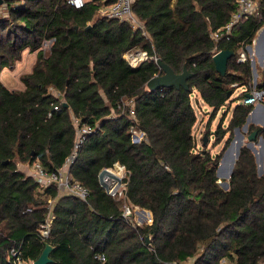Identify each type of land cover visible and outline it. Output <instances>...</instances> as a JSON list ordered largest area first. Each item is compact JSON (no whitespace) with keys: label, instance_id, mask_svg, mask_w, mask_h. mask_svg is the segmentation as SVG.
I'll return each instance as SVG.
<instances>
[{"label":"trees","instance_id":"trees-1","mask_svg":"<svg viewBox=\"0 0 264 264\" xmlns=\"http://www.w3.org/2000/svg\"><path fill=\"white\" fill-rule=\"evenodd\" d=\"M112 1L84 0L79 8L66 0L0 4L7 12L0 15V72L24 49L35 52L31 70L19 76L22 88L10 89L0 79V264H11L14 244L33 261L45 242L53 247L48 264L264 261V159L259 175L251 151L240 147L224 188L216 174L218 154L196 150L191 101L195 90L216 112L235 87L230 83L242 88L241 97L252 89L248 59L236 56L264 25V0H258L259 15L238 22L230 39L217 43L234 51L224 75L215 69L209 32L229 19L237 0H133L136 25L99 11ZM46 39L52 43L44 49ZM134 51L147 55L137 66L123 56ZM156 57L176 73L185 65L192 73L188 88L150 90L147 80L162 73ZM254 87L263 89L264 79ZM253 106L236 104L226 128L218 123L217 139L241 127ZM133 120L144 133L138 142L128 132ZM75 121L93 127L69 167L87 188L86 201L54 184L40 187L18 166L37 160L47 171L60 168L72 151ZM250 128L264 140V126ZM114 161L129 172L126 200L133 209L149 210L151 222L123 217V201L98 183L99 171ZM49 213L42 239L38 230ZM100 252L104 260L95 256Z\"/></svg>","mask_w":264,"mask_h":264},{"label":"built area","instance_id":"built-area-1","mask_svg":"<svg viewBox=\"0 0 264 264\" xmlns=\"http://www.w3.org/2000/svg\"><path fill=\"white\" fill-rule=\"evenodd\" d=\"M66 1L75 8L81 7L84 3V0ZM132 1L133 0H113L111 3L101 6L99 11L107 17H115L121 20L128 19L133 23H137L131 12ZM237 5L238 6L236 10L231 13L229 19L223 25L212 29L209 32L210 38L216 42L213 54L220 50L217 47V43L230 39L234 26L238 22L251 15H259L258 0H237ZM51 43L52 39L44 40L42 42L43 48H49ZM123 56H125L124 58H126L132 66H137L141 60L147 57L146 53L142 51L128 52ZM246 56V53L241 51L237 57V61H245ZM246 93L244 96H242L241 102L244 104H255L264 96V88L256 89L253 86L252 89L246 91ZM123 105H125V103H123ZM54 109H59V106L54 105ZM129 114L131 117H133L134 110L132 107L129 109ZM75 125L76 136L72 151L60 168L53 171H47L39 161L35 160L27 165L26 173L31 175L40 187H44L48 184H54L59 192L69 193L86 201L88 190L84 185L72 177V175L69 173V167L73 163L77 155V151L84 141L86 135L93 131V127L88 124L78 125L77 121H75ZM128 132L130 133L131 139L134 142H138L144 137L143 131L138 128L137 122H135V120L130 123ZM128 174L129 172L126 167L118 161H114L110 166L103 167L98 173V183L103 188V190L114 199H121L123 201L122 216L125 218H129L133 214V207L126 200V184ZM26 210L31 209L27 208ZM51 218L52 216L49 213L48 217L43 223H41L39 227L38 231L42 239H45L48 236ZM95 256L100 260H104V253L102 252L96 253ZM8 259L10 260L11 264H32V260L24 258L22 250L20 246H17V244H14L9 248ZM165 264L181 263L167 261ZM258 264H264V261H261Z\"/></svg>","mask_w":264,"mask_h":264},{"label":"rangeland","instance_id":"rangeland-1","mask_svg":"<svg viewBox=\"0 0 264 264\" xmlns=\"http://www.w3.org/2000/svg\"><path fill=\"white\" fill-rule=\"evenodd\" d=\"M5 6H6L5 4L0 5V15L2 16H7ZM133 18L135 17L133 16ZM133 24L136 25V22H134ZM259 31L260 29L257 30L254 39H256V37L258 36ZM261 42L262 43L259 44V46L256 45L255 41L252 42L251 52L248 50L247 47L245 50V53L247 55L246 60L248 59L250 70H251V75H252V78L250 80L251 87L252 85L254 86L257 83V81H261L264 79V74L262 73L264 70V54L262 55V57L260 55L261 50H263L262 46H264V36L262 37ZM46 51L47 50H45V52ZM238 56L239 54L236 56V60ZM34 59H35V52H29L28 49H24L22 51L21 59L19 61H16L11 68H4L0 72V79L10 89L22 88L23 84L21 83L19 76L31 70V66L34 62ZM252 60H253V64H252ZM228 86L229 87L235 86V87H233V89L230 90V94L225 104L222 105L216 112H214L212 107L207 105L203 101V99L200 96H198L195 90L191 94V101H192V104L194 106V110L196 113V121L192 127V133H193V136L196 142V150L207 149L213 155L218 154V161H219L218 164L221 165V169H220V173H217L216 171V174L219 178V183L224 188H228V186L225 187L224 184L228 181V178H229L228 177V174H229L228 167L231 164V157L235 153V149L237 148V142L240 139V134H243V137L241 138L240 147L246 146L251 151L255 159L257 173L259 174V162L258 161L260 159V154L262 151L261 149L262 144H261L259 135L255 134L254 139L251 141L248 139V135L251 132L250 130L254 129V128H250V126H253V127L260 126L261 124L258 119L260 120L264 119V113L262 112L258 113L257 111H255L253 116L255 117L256 122L249 121L247 128L245 129L242 128L241 126L239 127L238 130H236L235 128L232 129L231 131L227 130L224 132V135L220 139H217V133H215V130L217 128L218 123L222 121L221 129L226 128L234 106L238 104L239 102L242 103L241 102L242 97H241V94L239 93L241 88L239 87L240 89H238V87H236V84H233V83L232 84L230 83ZM259 101H257V103L254 104V106L256 105V109L258 108L261 109L260 107H262V104L264 106V96ZM229 135H231V137H230V140L227 141ZM204 136L206 137L205 145H203L202 143V139ZM232 140H233L234 145L233 144L231 145ZM248 142L252 143L254 151L253 149L247 146ZM237 157L235 158V161ZM263 159H264V155H263ZM235 161H234V164H235ZM226 164H228L227 169H226ZM18 166L25 168V165H23L22 163H18ZM233 167H232V170H233ZM230 170L231 169H229V171ZM151 216L152 215L149 210H146L143 208H134L132 221L135 224H140L143 222H150Z\"/></svg>","mask_w":264,"mask_h":264},{"label":"water","instance_id":"water-1","mask_svg":"<svg viewBox=\"0 0 264 264\" xmlns=\"http://www.w3.org/2000/svg\"><path fill=\"white\" fill-rule=\"evenodd\" d=\"M3 2V0H0V4ZM264 29V25L260 30ZM264 47V46H262ZM248 50L251 52V45L247 46ZM264 50V49H263ZM234 51L228 47L222 48L219 51H217L215 54L212 55V60L214 62V66L215 69L218 73H220L221 75H224L226 72V68H227V61L228 59L233 55ZM157 65L161 68L162 73L161 74H157L154 75L152 77H150L147 82L146 85L150 90H154L160 87H164V86H174L175 88H179L184 87V88H188V83H187V79L192 75V73L190 71L187 70L186 66H183V69L181 72L176 73L173 71V69L165 62L161 61V59L159 57H156L155 59ZM252 64H253V60H252ZM230 94V92H228V95ZM247 95H249L248 93H246ZM63 105L66 107L67 103L63 102ZM262 107L263 104H262ZM256 111V105L253 106L252 110L248 113L245 123L242 125V128H247L248 122L249 121H253L256 122L255 117L253 116V114ZM260 126H264V119L260 120ZM236 130L239 129V127L235 128ZM256 130H251V132L248 135V139L251 141L254 139L255 134H256ZM243 137V134H240V139L237 142V148L235 149V153L232 155L231 157V164H230V171L228 174V177H230L231 172H232V167L234 166V161L235 158L238 156L239 153V147L241 146V138ZM260 137V141L262 144V151L260 154V159H259V174H261L263 172V155H264V140L261 136ZM202 143L203 145H205L206 143V137L204 136L202 139ZM233 144V140L231 142V145ZM230 145V146H231ZM247 146L251 149H253L252 143L248 142ZM229 149V148H228ZM254 151V149H253ZM220 169H221V165L218 164L217 166V173H220ZM225 187L228 186V183L226 182ZM146 242L149 243V236L145 237ZM52 245L49 244L48 242H45L43 249L41 250L40 254L38 255L37 258H35L32 261V264H48L51 261V258L49 256V253L52 249Z\"/></svg>","mask_w":264,"mask_h":264},{"label":"crops","instance_id":"crops-1","mask_svg":"<svg viewBox=\"0 0 264 264\" xmlns=\"http://www.w3.org/2000/svg\"><path fill=\"white\" fill-rule=\"evenodd\" d=\"M262 27H263V26H262ZM262 27H261V28H262ZM261 28H259V29H261ZM260 32H263V34H262V37H263V36H264V29H263V30H260L259 33H258V36L256 37V39H254V41H255V43H256L257 46H259V44L262 43V42H260V41H259V42L257 41V40L260 39V38H259V34H260ZM258 38H259V39H258ZM254 41H253V42H254ZM256 41H257V42H256ZM263 49H264V47H263ZM262 52H263V50H261V52H260L261 57H262V55L264 54V52H263V53H262ZM241 89H242V88H241ZM257 108H258V107H257ZM260 108H261V109H259V108L256 109V111H257L258 113H259V112H260V113H261V112L264 113V107H260ZM23 165H25V168H23V167H21V168H22L24 171H26V167H27L28 164H25V163H24Z\"/></svg>","mask_w":264,"mask_h":264},{"label":"bare ground","instance_id":"bare-ground-1","mask_svg":"<svg viewBox=\"0 0 264 264\" xmlns=\"http://www.w3.org/2000/svg\"><path fill=\"white\" fill-rule=\"evenodd\" d=\"M262 34H263V32H260V34H259V38H260V39L258 38V39H259V40H257L258 42H259V41L261 42ZM257 41H256V42H257ZM259 50H260V49H259ZM233 145H234V144H233ZM232 149H234V148H232ZM227 167H228V164H226V169H227ZM229 169H230V165H229V167H228V172H229Z\"/></svg>","mask_w":264,"mask_h":264}]
</instances>
